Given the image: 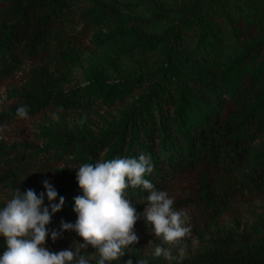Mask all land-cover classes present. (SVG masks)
Here are the masks:
<instances>
[{"label":"trees","instance_id":"trees-1","mask_svg":"<svg viewBox=\"0 0 264 264\" xmlns=\"http://www.w3.org/2000/svg\"><path fill=\"white\" fill-rule=\"evenodd\" d=\"M139 1L146 12L125 13ZM80 70L88 84L72 85ZM3 87L0 208L32 189L51 212L47 180L52 203L65 199L47 239L61 238L78 218L77 168L144 154L157 190L192 185L200 246L181 264H264V0H0ZM147 195L127 190L139 213ZM153 252L139 242L112 264H169Z\"/></svg>","mask_w":264,"mask_h":264},{"label":"clouds","instance_id":"clouds-1","mask_svg":"<svg viewBox=\"0 0 264 264\" xmlns=\"http://www.w3.org/2000/svg\"><path fill=\"white\" fill-rule=\"evenodd\" d=\"M16 115L28 120V107H18ZM52 117L58 119L56 114ZM77 169V181L83 192L75 197L74 211L78 218L74 224L62 222L61 228L74 231L83 243L75 241L74 250L58 252L46 247L47 226L52 221V214L61 211L65 199L60 197L58 204L52 203L59 194L45 180L43 184L51 212L44 206V193L38 196L32 189L26 192L16 189L12 198L0 208V237L6 242L0 264H90L91 258L82 254L89 246L98 255L96 264H112L120 261L131 245L139 243L135 226L141 218L159 241L153 256L163 257L169 264L173 261L181 264L187 254L186 241L192 234L190 217L186 210L174 208V199L166 191L157 190L145 178L154 169L150 156L101 159L95 164L84 163ZM130 187H142L148 192L143 213H139L127 198ZM60 236L61 232H51L53 242ZM126 264H133V261L129 259ZM136 264H148V260L138 259Z\"/></svg>","mask_w":264,"mask_h":264},{"label":"rangeland","instance_id":"rangeland-1","mask_svg":"<svg viewBox=\"0 0 264 264\" xmlns=\"http://www.w3.org/2000/svg\"><path fill=\"white\" fill-rule=\"evenodd\" d=\"M134 7H136V5L135 3H132L130 6L125 5V7H123V10L125 11V13L128 14H131L133 11H137V12L147 11L146 3H143L142 1H139V7L136 10L132 9ZM108 31L109 29L107 28L106 32ZM125 43H126L125 40L121 38V40L118 41L117 44L113 45V49L114 47H116L117 49H121L125 45ZM89 65H90V61H87L86 66ZM88 82H89L88 76L86 75L85 72H83V70H80L75 80L73 81L72 85L78 84L84 86L87 85ZM9 102L10 99L7 96L6 89L3 87L0 90V109H2ZM192 191H193L192 185L187 179L177 182L172 188H170L167 191L169 197L174 199V208L177 210H181V209L186 210L190 217L189 224L192 229V234L191 237L186 241L187 253L189 251L194 252L200 246V242L197 239L195 233H197L202 226V216L200 215L197 218H194L196 216V210L193 207L187 205V202H189L188 198L192 194ZM223 219L224 221L229 222L231 219V213L226 214L223 217ZM135 232L139 237V242L143 243V245L147 249H154L156 244L159 243V241L156 240L154 234L150 232V229L146 225V222L144 221L143 218H141L137 222L135 226ZM193 240L196 241L195 245L193 244ZM75 241H79L83 243L81 237H79L74 231H69L61 238H58L55 242H53L51 238L47 239L46 247L48 248L49 246H56L61 248L62 250H68V249L74 250L73 244ZM173 254L174 255L177 254L175 249L173 250Z\"/></svg>","mask_w":264,"mask_h":264}]
</instances>
